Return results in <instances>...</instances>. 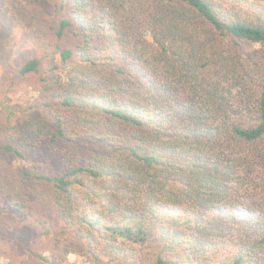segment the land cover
<instances>
[{
  "label": "trees",
  "instance_id": "trees-1",
  "mask_svg": "<svg viewBox=\"0 0 264 264\" xmlns=\"http://www.w3.org/2000/svg\"><path fill=\"white\" fill-rule=\"evenodd\" d=\"M45 1L53 56L6 65L34 98L0 101V264H264V0Z\"/></svg>",
  "mask_w": 264,
  "mask_h": 264
},
{
  "label": "rangeland",
  "instance_id": "rangeland-1",
  "mask_svg": "<svg viewBox=\"0 0 264 264\" xmlns=\"http://www.w3.org/2000/svg\"><path fill=\"white\" fill-rule=\"evenodd\" d=\"M47 15H49V5L45 0H0V101H3L7 94L13 103L26 107L32 103L34 94L30 84H11L9 75L6 76V65L20 62L33 52L40 57L45 54L52 55L55 51L53 40L37 30ZM254 48V46L244 47L243 51L246 54ZM54 57L58 58L57 55ZM18 165L19 162L13 163V168ZM261 201L260 196H253L244 199L243 205L254 206ZM34 227L27 225L22 234L25 237H35L37 230ZM44 244L46 237L38 236L37 247ZM67 260L69 263L90 264L76 254L69 255Z\"/></svg>",
  "mask_w": 264,
  "mask_h": 264
}]
</instances>
